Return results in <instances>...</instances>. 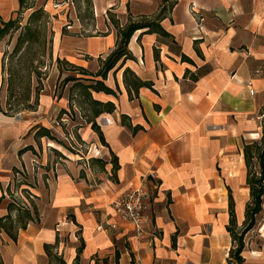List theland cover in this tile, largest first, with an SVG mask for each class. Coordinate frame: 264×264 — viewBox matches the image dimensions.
Instances as JSON below:
<instances>
[{
  "label": "crops",
  "instance_id": "obj_1",
  "mask_svg": "<svg viewBox=\"0 0 264 264\" xmlns=\"http://www.w3.org/2000/svg\"><path fill=\"white\" fill-rule=\"evenodd\" d=\"M89 3L91 13L87 3L76 12L72 6L52 38L55 56L79 68L98 71L116 46L118 27L154 18L162 8L157 23L166 34L136 29L127 43L133 57L120 59L103 79L114 93L90 89L115 109L95 118L105 145L90 123L79 127L87 155L37 136L39 128L30 135L27 122L0 112V217L8 213L10 192L38 212L15 240L0 230L2 264H137L138 258L227 264L234 247L230 199L238 227L250 201L244 145L260 143L264 128V0ZM192 4L203 20L193 19ZM20 7V0H0V20H11ZM125 68L151 86L129 95ZM44 138L59 157L38 156ZM15 169L29 179L20 180ZM137 186L150 193L146 227L154 232L142 240L111 206ZM241 256L243 264H264V205Z\"/></svg>",
  "mask_w": 264,
  "mask_h": 264
},
{
  "label": "rangeland",
  "instance_id": "obj_2",
  "mask_svg": "<svg viewBox=\"0 0 264 264\" xmlns=\"http://www.w3.org/2000/svg\"><path fill=\"white\" fill-rule=\"evenodd\" d=\"M85 4L86 0H23L0 38V112L27 122L30 135L39 127L48 128L54 142L79 155L89 153L90 145L80 139L78 130L88 123L91 107L77 84H92L95 77L90 70L58 59L52 51V38L58 21H64L65 15L70 20L69 11L74 7L76 12L77 6L85 9ZM83 9L80 13L88 22L90 16ZM62 29L68 31V23ZM76 77L78 80L69 79ZM48 141L43 139L38 156L56 159L59 155ZM26 173L23 170L17 177L25 181L29 179ZM26 188L30 191L29 185Z\"/></svg>",
  "mask_w": 264,
  "mask_h": 264
},
{
  "label": "trees",
  "instance_id": "obj_3",
  "mask_svg": "<svg viewBox=\"0 0 264 264\" xmlns=\"http://www.w3.org/2000/svg\"><path fill=\"white\" fill-rule=\"evenodd\" d=\"M86 3L87 11H90L91 13L89 0H86ZM22 4L23 0H20L21 7ZM162 10H164V8H162L154 18H142L138 22L130 20L129 23L124 25L123 27H118V39L115 48L105 58L101 65V68L95 73H91L93 77L99 76L101 79L93 78L92 84H77L81 87V92L85 97L84 102H87L91 107V113L89 117H87L86 121L91 124V128L97 132L101 143L104 145L106 144V142L104 140L102 131L95 121V118L102 112H112L115 109V105L111 101L102 102L94 99L91 95L90 89L96 91H104L106 93H114V91L106 86L103 82V79H105L107 76V72L112 69L120 59H122L123 63L125 59L133 57L127 48V43L130 36L136 29L147 27V31H157L160 34H166V32L157 23V20L162 15ZM11 21L12 20H0V38L6 33L8 26L12 23ZM111 21L114 24L116 23L115 19L112 17ZM69 79L78 80V77ZM123 81L129 95H132V93L137 95L139 88L143 85L151 86L150 82L141 80L129 68H125L123 71ZM36 134L37 136H47L54 139L49 129L44 126L39 127ZM244 159L247 166V185L250 189V201L247 203L245 208V219L243 221V225L241 227H238L235 219L233 203L230 199V220L227 228L231 233L233 240L236 242V246L230 249L229 260L227 264H243L241 251L244 247V235L255 225L256 215L262 210L264 205V128L260 143L252 142L246 143L244 145ZM112 161L113 168H116L117 163L114 159V156L112 157ZM14 172L19 171L15 169ZM10 195L12 196V199L8 204V213L5 216L0 217V230L6 231L8 235L13 240H15L17 237L18 229L25 228L29 221L37 219L38 212L35 204L32 201L30 203L31 207L25 206L21 204V202L18 201V199L11 192ZM13 211L14 215H12ZM0 264H2L1 260Z\"/></svg>",
  "mask_w": 264,
  "mask_h": 264
},
{
  "label": "built area",
  "instance_id": "obj_4",
  "mask_svg": "<svg viewBox=\"0 0 264 264\" xmlns=\"http://www.w3.org/2000/svg\"><path fill=\"white\" fill-rule=\"evenodd\" d=\"M190 12L195 21H197V19L203 20V16H200L198 13L199 10L195 5L192 4L190 6ZM250 93H253L252 88L250 89ZM157 184L158 183H155V185ZM29 195L31 196V193ZM21 204L27 206L24 203ZM111 206L122 219L130 222L133 225L135 236L138 239L142 240L146 237L149 238L150 236L154 235V232L147 229L146 227L148 211L150 209V193L142 186L130 187L129 189L125 190L112 201ZM111 226L114 225L111 224ZM98 228L105 229V226L100 224ZM235 246L236 242L234 241V247ZM137 264L144 263L140 258H138Z\"/></svg>",
  "mask_w": 264,
  "mask_h": 264
}]
</instances>
